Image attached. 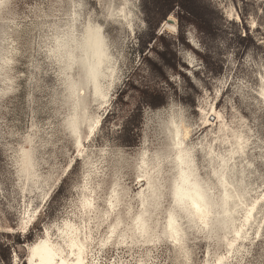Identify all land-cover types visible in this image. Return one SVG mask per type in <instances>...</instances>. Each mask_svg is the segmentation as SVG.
Instances as JSON below:
<instances>
[{
  "label": "rangeland",
  "instance_id": "obj_1",
  "mask_svg": "<svg viewBox=\"0 0 264 264\" xmlns=\"http://www.w3.org/2000/svg\"><path fill=\"white\" fill-rule=\"evenodd\" d=\"M177 1L165 19L168 0L0 3V264H264V0ZM90 25L102 97L79 61ZM141 89L167 101L130 147Z\"/></svg>",
  "mask_w": 264,
  "mask_h": 264
},
{
  "label": "bare ground",
  "instance_id": "obj_2",
  "mask_svg": "<svg viewBox=\"0 0 264 264\" xmlns=\"http://www.w3.org/2000/svg\"><path fill=\"white\" fill-rule=\"evenodd\" d=\"M100 32H99V38H97L94 34L89 36V35H87V32H86V37L84 38L83 42H81L79 45L80 46L79 50L81 52L79 61L84 68V71H85L86 77L88 78V81L91 84H93L94 94L97 97L103 96V91L101 89L99 79H100V77L104 71V66L106 64V60L103 57V54L105 52L106 47H105V44H104V41H103V38H102V35ZM71 55H72V57H74L73 54H71ZM68 56H66V57H68ZM70 56H69V58H70ZM69 60H71V59H69ZM71 62H74V61H71ZM100 122L101 121H99L97 123L98 127L100 126ZM93 136H94V130L91 132L90 137H93ZM183 178H184V176H183ZM221 178L222 179L224 178L223 180L225 181V183L228 184V186H225L226 189H225V201H224L225 208H224V210L226 211V213H228V215H230L229 218H231V217L233 218V214H234L236 208L239 206L238 199H241L242 195L239 193L240 192L239 190L237 193H234L232 191V188L234 186L230 184V180L225 179L224 176H222ZM229 184L231 186H229ZM191 186H193V185L189 184L184 179H182L181 184L179 186V188H180L179 193H180V195L187 193V196H189L191 198L193 204H197L200 206L201 211L199 213H203L204 209L207 207L202 203L201 193L199 191H197V189L194 186H193V188H191ZM191 189H193L194 192H192ZM184 190H186V192H184ZM170 231H171L172 235L176 234L177 227L174 225L173 222H171V224H170ZM49 255L50 254L47 250L43 252V256L45 257V259L48 258ZM43 256H42V258H43ZM50 261H52V260H50Z\"/></svg>",
  "mask_w": 264,
  "mask_h": 264
},
{
  "label": "trees",
  "instance_id": "obj_3",
  "mask_svg": "<svg viewBox=\"0 0 264 264\" xmlns=\"http://www.w3.org/2000/svg\"><path fill=\"white\" fill-rule=\"evenodd\" d=\"M168 10L165 13L163 19L167 17L171 12L175 10L181 3L177 0H168ZM161 57L165 62L166 66L176 67L174 60L168 57L166 51L161 53ZM140 92V102L136 110L133 112L128 122L124 127L123 133V143L127 146L134 147L137 146L140 137V128L142 124L143 108L151 107L153 109H158L166 104V96L162 92L152 91L150 89H141Z\"/></svg>",
  "mask_w": 264,
  "mask_h": 264
},
{
  "label": "snow or ice",
  "instance_id": "obj_4",
  "mask_svg": "<svg viewBox=\"0 0 264 264\" xmlns=\"http://www.w3.org/2000/svg\"><path fill=\"white\" fill-rule=\"evenodd\" d=\"M0 3H3L5 7L7 6V0H0ZM99 32H100V30L98 28H95L94 25H90L88 27V30H87V35L91 36L94 34L97 38H99ZM76 38H77L76 33L73 31L71 23H68L66 29L61 28L59 30L58 37L52 36V35L49 36V47L52 48V53H50L49 55L50 56L58 55L60 53L61 49L63 47H65L66 41H71L72 43H75ZM10 64H11V61L6 58L3 62V64L0 65V71L6 72L8 69V65H10ZM197 75H199V73H197ZM207 83H208V81H205V84H207ZM216 86L217 87H223V84L218 83ZM190 155L191 154L189 153V158H190ZM73 171H75V169H73ZM68 179H71V173L68 174ZM178 200H179V198H178ZM191 208H194L197 213H199L201 211L200 206L197 204H192ZM140 219H141V217H139V216L136 217L137 224L140 222ZM25 264H26V262H25Z\"/></svg>",
  "mask_w": 264,
  "mask_h": 264
},
{
  "label": "water",
  "instance_id": "obj_5",
  "mask_svg": "<svg viewBox=\"0 0 264 264\" xmlns=\"http://www.w3.org/2000/svg\"><path fill=\"white\" fill-rule=\"evenodd\" d=\"M171 21V20H170Z\"/></svg>",
  "mask_w": 264,
  "mask_h": 264
}]
</instances>
